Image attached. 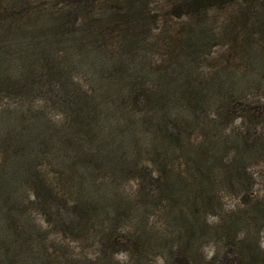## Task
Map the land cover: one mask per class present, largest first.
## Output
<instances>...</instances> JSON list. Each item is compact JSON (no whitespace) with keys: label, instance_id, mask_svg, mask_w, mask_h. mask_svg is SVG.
Wrapping results in <instances>:
<instances>
[{"label":"trees","instance_id":"obj_1","mask_svg":"<svg viewBox=\"0 0 264 264\" xmlns=\"http://www.w3.org/2000/svg\"><path fill=\"white\" fill-rule=\"evenodd\" d=\"M112 1L0 0V91H12L3 81L9 67L24 80L20 87L51 78L64 84L65 77H49L59 68V49L65 59L89 63L94 90L77 95L63 87L60 132H52L41 113L0 112V233L13 228L6 239L14 241L10 254L0 253V264H46L31 255L35 248L27 249L37 238L26 222L28 210H13L21 183L47 199V188L30 170L49 148L79 202L71 208L72 232L104 225L97 235L104 264H115L117 247L126 257L128 245L132 260L126 264H150L154 257L162 264H264V194L253 195L248 174L264 166V64L257 65L250 42L264 33V17L258 19L253 5L258 0ZM239 4L246 7L238 50L247 60L239 76L190 77L183 67L216 40L208 17ZM149 54L160 57V69L143 63ZM164 55L176 70H162ZM128 67L130 74L124 73ZM22 157L29 158L25 168L18 163ZM217 162L224 195L239 200L231 210L217 206L211 191ZM108 173L115 179L133 175L134 198L121 206L103 191L94 193L95 179ZM152 213L160 226L147 227ZM123 223L132 231L120 243L115 233ZM211 242L217 254L207 261L200 248Z\"/></svg>","mask_w":264,"mask_h":264},{"label":"rangeland","instance_id":"obj_2","mask_svg":"<svg viewBox=\"0 0 264 264\" xmlns=\"http://www.w3.org/2000/svg\"><path fill=\"white\" fill-rule=\"evenodd\" d=\"M119 1V0H117ZM39 1H33L37 7L42 9H48L43 7L44 3H39ZM110 3H116L114 0ZM38 4V5H37ZM256 6L258 19L264 17V0L253 3ZM252 6V5H251ZM244 4L234 5L226 9L224 12L212 13L208 17V22L213 27L214 35H216V40H213L209 47H207L204 55H202L195 63L184 66L183 68L188 71L190 77H237L239 76L240 65H242L246 59L240 54L239 48L242 46V18L240 19L243 9H245ZM44 13L53 15V10L45 11ZM242 17V16H241ZM244 18V17H243ZM228 19V29L221 30V24ZM235 29H234V28ZM239 29V30H238ZM167 31V28H163ZM252 44V49L258 56L256 58L257 65L264 64V33L263 35H255L250 39ZM245 48V47H243ZM114 49V48H113ZM111 48L109 51H113ZM156 50V47H155ZM155 50L150 51L156 56ZM165 54V53H164ZM55 55L58 61V70L49 74V77H65L61 83V80L57 78H51L43 84L32 83L27 81V87H20L22 79L17 77L16 72L11 71L9 67L8 76L5 77L3 81H9L12 91L3 92L0 91V112L8 111H20V114H25L27 111L41 113L45 121L50 125L52 132H60L59 128L63 126L64 116L63 113L66 105L65 92L63 87H66L69 94H83L91 95L94 93L92 85L93 77L88 72L87 68L88 62H81V60H69L63 58L64 52L59 49L55 51ZM164 60H167L164 65H162V70L166 72L171 70H176V67L168 65L169 58L164 55ZM160 57L156 58L151 54L147 55L143 63H147L152 70H158L161 67L159 60ZM17 65V64H15ZM13 65V67L15 66ZM83 66V67H82ZM97 71V70H96ZM132 67L125 69L124 73L130 74ZM224 72L225 74H222ZM126 74V75H127ZM3 78L0 77V81ZM26 85V83H25ZM65 88V89H66ZM98 89H96L97 91ZM95 91V92H96ZM68 117V116H67ZM237 127L236 124L233 125ZM29 158H18V163L23 168L26 167ZM22 161V162H20ZM33 171L36 174V178L41 183L42 188H47V199L44 195L37 193V196L33 193V188L31 185L26 183H21L18 189L17 196V208L13 210L18 211V208L22 210H28L26 215L30 225H32L33 234L37 238H30L29 254L32 252L31 248H35V252L32 256L41 255L43 261L46 264H104L101 260L102 248L101 239L97 236L100 231L104 232V225L95 226L93 228L89 227V231L80 233V235L72 232L75 224L74 218H72L71 208L73 205L79 202L73 198V192L69 193L70 189L73 188L70 179L65 178L64 170L62 169V164L60 163L57 155L52 150V148L46 151V154L40 153V156L34 160ZM215 171L217 174L213 175L212 183L213 187L211 191L213 193L214 199L217 202V206L224 210L232 209L239 202L238 199H230L224 195V191L221 188L222 174L221 163L217 162ZM249 181L251 182V191L254 196L260 198L264 194V166H258L255 168H250L248 170ZM98 176V175H97ZM121 176V175H120ZM119 177V176H117ZM133 175H128L124 178H115L111 175L105 174L104 178H101L98 187L93 185L94 193L102 192L104 198H108L109 203L114 202L113 200L118 199V205H123L124 201L133 199L134 193L137 189V183L133 181ZM97 178V177H96ZM101 185V186H100ZM43 209V211L41 210ZM155 213L149 214L147 219V227L160 226L157 219L154 216ZM208 223L214 222V217L209 216L207 218ZM13 228L4 229V233L7 236H2L3 232L0 233V253L8 255L13 249V240H7L6 238L11 234ZM129 231H132L130 223H123L118 227L115 236L117 242L123 243L124 238L128 236ZM8 233V234H7ZM39 240V241H38ZM262 238L261 236L257 238V244L259 249L263 251L262 248ZM26 245V243H25ZM215 243L211 242L201 247L202 258L205 260H210L214 258L217 254ZM38 247V248H37ZM132 246H126L125 252L129 257L124 256V249L116 248L113 252L111 259L115 264H126L132 259ZM128 250V251H126ZM30 261L37 260V258H29ZM29 262V261H27ZM150 264H162L158 258L154 257L150 261Z\"/></svg>","mask_w":264,"mask_h":264}]
</instances>
